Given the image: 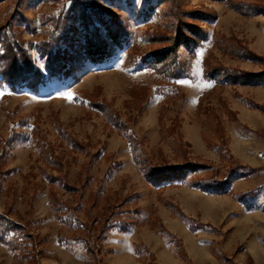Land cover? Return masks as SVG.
<instances>
[{
    "label": "rangeland",
    "instance_id": "1",
    "mask_svg": "<svg viewBox=\"0 0 264 264\" xmlns=\"http://www.w3.org/2000/svg\"><path fill=\"white\" fill-rule=\"evenodd\" d=\"M96 1L129 31L113 55L85 61L38 91L0 84V214L22 234L14 245L0 240V264H264V0ZM8 4L0 1V25ZM70 4L25 6L36 32L25 23L19 31L42 71L46 16ZM178 10L201 12L186 20L204 37L180 46L189 76L172 82L142 56L160 44L152 33L171 32ZM243 75L261 80L246 83ZM127 135L134 146L141 142L142 164L203 162L210 168L201 178L223 177L240 164L258 170L234 179L228 193L151 184ZM118 210L135 223L99 237ZM66 214L78 227L59 221ZM19 242L25 251L15 247Z\"/></svg>",
    "mask_w": 264,
    "mask_h": 264
},
{
    "label": "trees",
    "instance_id": "2",
    "mask_svg": "<svg viewBox=\"0 0 264 264\" xmlns=\"http://www.w3.org/2000/svg\"><path fill=\"white\" fill-rule=\"evenodd\" d=\"M9 1L5 21L0 25V84H6L12 90L27 87L32 91H38L41 84L48 80L68 77L76 69H79L85 61L101 62L107 59L113 55L117 46H122L124 41H128L129 31L126 25L105 17L96 0H70L71 4L68 7H63L58 14L46 16L51 29L46 32L45 38L38 43V51L45 59V71H42L35 65L32 55L28 51L29 41L22 38L19 31L20 23H25V28L31 32H36V28L32 27L30 18L24 13L29 0ZM163 2L160 0L159 3ZM150 8L154 9V6L150 4ZM175 14V20L171 24V32L169 34L161 31L152 33L151 41L160 44L151 48L148 55L142 56V60L147 61L148 66L154 71L161 73L162 78L166 81L189 76L188 70L183 65V60L178 56V50L190 38H194V36L204 37L203 29L193 27V24L186 20L187 15L192 18L200 17L201 12L178 10L177 13L175 11ZM96 19L105 28V33L99 30L100 26H97L94 21ZM77 26H81L78 32L75 31ZM188 28L190 29L189 32ZM74 32L77 35H74ZM197 42L195 41V43ZM133 62H135V58L126 59L128 65ZM214 73L215 69L205 71V76L211 78ZM240 80L246 83H259L261 79L255 75L251 78H245L243 75ZM127 138L131 143V150L137 165L151 184L168 181L172 184L197 185L206 191L228 193L230 191L229 186L234 179L258 170V167L240 164L228 170L223 177L201 178V171L210 168V165L203 162L185 160L164 165L142 164L145 162V158L142 160L138 155V150L143 151L141 150V142H138L140 147L134 146L132 144L133 137L127 135ZM240 197L242 196H238L239 200ZM56 208L53 204V210ZM125 212L138 213L139 209L135 208ZM122 213V210L110 212L111 215L115 214L118 218L112 221L110 218L105 219L99 237H107L112 228L125 231L131 224L135 223L136 218L124 217ZM58 218L62 224L68 226L78 227L80 223L77 218L70 214L60 215ZM19 229L21 230L19 224L0 214V240H7L9 244L14 245V239L22 235ZM59 239L63 240V236L59 235ZM19 243L15 247L25 251L22 248L23 242Z\"/></svg>",
    "mask_w": 264,
    "mask_h": 264
},
{
    "label": "built area",
    "instance_id": "3",
    "mask_svg": "<svg viewBox=\"0 0 264 264\" xmlns=\"http://www.w3.org/2000/svg\"><path fill=\"white\" fill-rule=\"evenodd\" d=\"M260 155H262L264 157V153H261Z\"/></svg>",
    "mask_w": 264,
    "mask_h": 264
},
{
    "label": "crops",
    "instance_id": "4",
    "mask_svg": "<svg viewBox=\"0 0 264 264\" xmlns=\"http://www.w3.org/2000/svg\"><path fill=\"white\" fill-rule=\"evenodd\" d=\"M262 124H264V122Z\"/></svg>",
    "mask_w": 264,
    "mask_h": 264
}]
</instances>
